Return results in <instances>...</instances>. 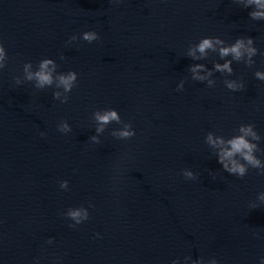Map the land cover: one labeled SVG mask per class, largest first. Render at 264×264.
Instances as JSON below:
<instances>
[{
  "label": "water",
  "instance_id": "95a60500",
  "mask_svg": "<svg viewBox=\"0 0 264 264\" xmlns=\"http://www.w3.org/2000/svg\"><path fill=\"white\" fill-rule=\"evenodd\" d=\"M249 11L242 0H0L10 57L0 71V264H191L185 257L201 256L258 264L264 175L224 171L204 136L231 135L241 122L264 135V82L254 76L264 55L252 66L233 61L231 76L213 72L214 87L194 80L189 66L212 68L218 52L187 55L205 35L252 36L264 52V20ZM88 29L100 38L66 43ZM45 56L58 71L79 73L65 104L54 86L14 83L24 61ZM227 78L243 79L244 89H227ZM105 107L117 108L136 135L115 138L120 125L112 122L100 143L91 141L92 112ZM61 119L70 133L58 130ZM184 168L197 178H184ZM89 202L90 218L70 228L61 213Z\"/></svg>",
  "mask_w": 264,
  "mask_h": 264
},
{
  "label": "clouds",
  "instance_id": "9594fccd",
  "mask_svg": "<svg viewBox=\"0 0 264 264\" xmlns=\"http://www.w3.org/2000/svg\"><path fill=\"white\" fill-rule=\"evenodd\" d=\"M112 3H120L122 0H111ZM245 8L250 9L248 15L253 20H264V0H242ZM100 38L99 33L95 29H88L81 33H73L68 37L66 43L75 40H83L89 43ZM218 52L220 60L213 61V67L208 68L204 63H193L189 69L194 80L201 82L206 81L208 87H214L215 80L212 78L213 72L227 73L231 76L234 73L232 67L233 61H242L247 66L256 64L254 59L258 54L264 55V52L256 46L255 38L252 36H237L233 41L228 42L219 35H205L198 41L191 43L187 49V55L193 60H201L209 56V54ZM227 57H231L228 59ZM61 59L64 55L61 54ZM8 50L5 47L4 41L0 39V71H2L9 62ZM223 62H220V61ZM56 60L50 56L41 58L35 65L31 60H26L22 65V73L13 77L15 85L19 86L25 81L34 82L37 89L54 86L52 96L61 104L69 101V94L78 84L79 73L75 69L67 71H58ZM254 76L259 81L264 82V69L257 68ZM227 89L239 91L244 89L245 81L241 78H227L224 80ZM177 90L184 89V81L181 80L176 86ZM92 119L95 121V134L90 137V140L95 143H100V133L104 132L107 125L115 122L120 125L112 130V136L117 139H129L136 135V129L133 127L130 120H124L120 111L115 107L96 108L92 112ZM57 128L62 133H70L72 125L67 119H61L57 123ZM41 136L46 135L45 132H40ZM264 141L262 135L256 128L253 122H241L233 130L231 135L220 134L217 131L209 130L204 136L205 144L212 150L217 162L222 165L224 171L237 177H245L249 169H256L258 174L264 175V147L261 142ZM184 178L193 180L197 178V173L190 168L181 170ZM215 178V177H213ZM61 189L69 188L67 179L59 182ZM257 198L264 200V190L257 193ZM95 207L89 202L88 206L80 204L78 206H69L61 215L69 218L70 228H76L90 218L89 208ZM260 207L252 205L251 208ZM101 234L95 233L96 237ZM253 235L258 239H264L260 232H254ZM54 237H49L47 243L51 244ZM39 257L35 258V264H39ZM186 260H191V264H221V261L216 257L205 260L204 257L192 259L185 257ZM171 264H178V258L171 260ZM258 264H264V255L258 257Z\"/></svg>",
  "mask_w": 264,
  "mask_h": 264
}]
</instances>
